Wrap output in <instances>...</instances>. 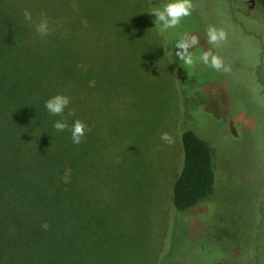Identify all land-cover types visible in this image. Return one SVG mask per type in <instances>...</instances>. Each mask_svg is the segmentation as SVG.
Wrapping results in <instances>:
<instances>
[{"label": "rangeland", "instance_id": "374dc122", "mask_svg": "<svg viewBox=\"0 0 264 264\" xmlns=\"http://www.w3.org/2000/svg\"><path fill=\"white\" fill-rule=\"evenodd\" d=\"M16 2L32 14L30 38L59 47L53 50L64 76L66 65L76 66L71 73L85 88L88 117L96 124L110 114L117 121H149V146L143 147L149 181L139 183L149 187V224L114 229L118 240L99 264H264V67H258L261 59L264 66V0H254L253 8L249 0L235 4L242 23L230 16L228 0H192L191 14L163 31L150 12L171 0H147L149 12L135 6L138 0ZM45 17L50 32L41 36L36 24ZM210 26L226 39L210 45ZM185 33L199 37L190 66L176 56ZM209 49L229 71L199 59ZM186 127L216 149L213 193L187 214L172 204ZM163 132L174 143L161 140ZM118 147L112 148L115 160L130 159L128 147ZM133 208L139 213L141 207Z\"/></svg>", "mask_w": 264, "mask_h": 264}, {"label": "trees", "instance_id": "16d2710c", "mask_svg": "<svg viewBox=\"0 0 264 264\" xmlns=\"http://www.w3.org/2000/svg\"><path fill=\"white\" fill-rule=\"evenodd\" d=\"M138 1L149 12L147 0ZM237 3L228 0V8L240 22ZM23 12L16 0H0V264H99L118 240L114 229L149 224V187L139 186L149 181L143 155L149 121L110 114L96 124L86 112L85 88L72 75L76 66L66 65L64 76L53 50L59 47L31 39ZM57 94L70 97L63 131L54 128L62 117L45 107ZM76 119L87 123L79 144L71 139ZM119 142L129 149L127 161L112 154ZM180 142L172 204L187 214L213 193L216 149L190 127L181 128Z\"/></svg>", "mask_w": 264, "mask_h": 264}, {"label": "clouds", "instance_id": "9594fccd", "mask_svg": "<svg viewBox=\"0 0 264 264\" xmlns=\"http://www.w3.org/2000/svg\"><path fill=\"white\" fill-rule=\"evenodd\" d=\"M192 9V0H171V2L167 3L162 10L156 9L150 13L155 16L153 22L156 27H161L163 31L177 27L184 17L191 14ZM23 15L25 20L30 22L32 21V14L28 9L24 10ZM41 15L43 16L44 14L42 13ZM36 31L41 36H47L49 34V22L46 17L36 24ZM207 39L210 45H216L220 41L226 39V33L223 30H217L214 26H210L207 30ZM198 44L199 37L196 35H189L187 33L180 36V38L176 41V56L180 61H183V65L190 66L194 64V58L190 49L195 48ZM199 59L205 65L210 66L217 71H220L221 69L225 72L229 71L228 68L224 67L222 58L213 54L210 49L205 51ZM69 104L70 97L63 94H57L45 102V107L50 114L62 117L61 120L54 123V128L57 131H63L68 127L66 123L67 117L64 116V113ZM67 115L74 116L75 111L69 110ZM85 127L86 126L82 120H75L71 128V139L74 144H79L81 142V139L85 135ZM160 139L169 145L174 143L173 137L167 132L161 133Z\"/></svg>", "mask_w": 264, "mask_h": 264}, {"label": "flooded vegetation", "instance_id": "af4514ba", "mask_svg": "<svg viewBox=\"0 0 264 264\" xmlns=\"http://www.w3.org/2000/svg\"><path fill=\"white\" fill-rule=\"evenodd\" d=\"M253 1H254V0H249V2H251V4H249L250 7L253 6V3H254Z\"/></svg>", "mask_w": 264, "mask_h": 264}]
</instances>
